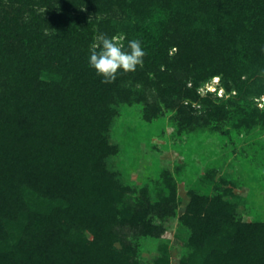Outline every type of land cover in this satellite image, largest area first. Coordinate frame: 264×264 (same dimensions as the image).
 <instances>
[{"label":"trees","instance_id":"trees-1","mask_svg":"<svg viewBox=\"0 0 264 264\" xmlns=\"http://www.w3.org/2000/svg\"><path fill=\"white\" fill-rule=\"evenodd\" d=\"M101 33L126 51L139 39L143 67L102 83L89 66ZM262 73L264 0H0V264H151L141 245L154 239L153 264H174L161 237L171 217L177 238L188 232L178 264H264V220L239 216L226 180L213 195L190 189L179 214L174 175L157 196L133 187L110 136L122 105L169 112L181 129L264 127L251 98ZM216 75L235 95L198 94Z\"/></svg>","mask_w":264,"mask_h":264},{"label":"rangeland","instance_id":"rangeland-1","mask_svg":"<svg viewBox=\"0 0 264 264\" xmlns=\"http://www.w3.org/2000/svg\"><path fill=\"white\" fill-rule=\"evenodd\" d=\"M220 86L225 90L224 99L236 92L228 93L222 80ZM197 108L201 112L200 105ZM226 124L223 129H181L169 112L145 118L141 106L122 105L110 131L111 140L120 145L113 167L130 185L150 187L155 196L164 172H171L178 185L179 214L190 200V189L213 195L215 183L226 180L221 188L232 187L239 216L245 221L264 220V127L255 123L235 129L232 123ZM166 225L161 237L169 239L171 261L178 264L188 252L184 244L188 232L177 238V217H171ZM123 232L126 238L138 239L128 227ZM159 240L142 241L141 255L147 263H154Z\"/></svg>","mask_w":264,"mask_h":264},{"label":"clouds","instance_id":"clouds-1","mask_svg":"<svg viewBox=\"0 0 264 264\" xmlns=\"http://www.w3.org/2000/svg\"><path fill=\"white\" fill-rule=\"evenodd\" d=\"M123 39V36L108 37L101 33L96 36L95 42L90 47L89 66L95 70L98 76L103 78L102 83L111 84L115 82L118 75L134 73L138 66L143 67V58L147 53L143 49L141 41L139 39L128 41V50L126 51L122 43ZM176 51L177 49L173 48L169 54L172 55ZM221 80L222 77L219 75L211 77L197 89L198 94L203 97L211 93L224 98L225 90L220 86ZM253 100L261 110H264V95L259 98L253 97Z\"/></svg>","mask_w":264,"mask_h":264}]
</instances>
